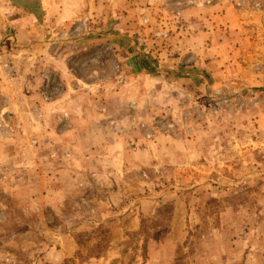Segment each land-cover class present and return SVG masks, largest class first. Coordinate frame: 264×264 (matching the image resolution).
<instances>
[{"label":"rangeland","instance_id":"1","mask_svg":"<svg viewBox=\"0 0 264 264\" xmlns=\"http://www.w3.org/2000/svg\"><path fill=\"white\" fill-rule=\"evenodd\" d=\"M0 264H264V0H0Z\"/></svg>","mask_w":264,"mask_h":264},{"label":"trees","instance_id":"2","mask_svg":"<svg viewBox=\"0 0 264 264\" xmlns=\"http://www.w3.org/2000/svg\"><path fill=\"white\" fill-rule=\"evenodd\" d=\"M140 59V60H139ZM133 65L135 67V73L136 74H141L143 73L144 71H151V68H150V61L149 59H147L144 55H140L138 58H134L133 60Z\"/></svg>","mask_w":264,"mask_h":264},{"label":"crops","instance_id":"3","mask_svg":"<svg viewBox=\"0 0 264 264\" xmlns=\"http://www.w3.org/2000/svg\"><path fill=\"white\" fill-rule=\"evenodd\" d=\"M32 32H34V31L32 30Z\"/></svg>","mask_w":264,"mask_h":264}]
</instances>
